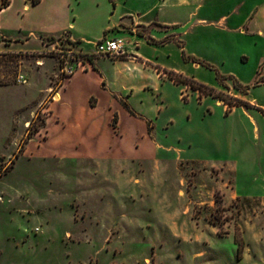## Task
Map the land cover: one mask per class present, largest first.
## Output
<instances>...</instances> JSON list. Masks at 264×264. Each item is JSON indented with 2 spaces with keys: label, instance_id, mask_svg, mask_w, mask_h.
<instances>
[{
  "label": "rangeland",
  "instance_id": "1",
  "mask_svg": "<svg viewBox=\"0 0 264 264\" xmlns=\"http://www.w3.org/2000/svg\"><path fill=\"white\" fill-rule=\"evenodd\" d=\"M80 2L84 46L64 35L17 52L2 35L21 22V0L10 24L0 16V264H264V197H242L264 196V0L129 4L178 25L159 40L172 43L145 49L150 64L183 70L252 108L226 114L218 99L163 82L160 147L141 138L140 120L122 119V149L134 161L35 158L24 150L45 126L48 99L74 66L96 59L93 38L111 12L110 0ZM157 98L140 94L133 104L154 116Z\"/></svg>",
  "mask_w": 264,
  "mask_h": 264
},
{
  "label": "crops",
  "instance_id": "2",
  "mask_svg": "<svg viewBox=\"0 0 264 264\" xmlns=\"http://www.w3.org/2000/svg\"><path fill=\"white\" fill-rule=\"evenodd\" d=\"M131 2L132 0H110L108 3L111 12L106 24L93 38L95 42L104 36L111 38L119 37L118 35L124 36L125 39L131 40L127 49L128 58L110 60L109 66L103 64L107 59L96 58L86 65L74 66L68 75L63 76L62 83L56 92L59 99L56 100L53 96H50L53 99H48L45 126L33 139L29 140L24 154L35 158L80 161L120 162L130 159L134 161L136 159L124 154L122 149L127 141L124 139L121 128L122 119L140 120L143 124L141 138L157 148L161 145L157 144L154 138V121L157 120L158 114L168 108L162 95V83L182 85L184 91L192 94L197 100H201L198 97L200 94L198 90H193L186 84L175 83L166 74L160 73L152 66L155 64H146V62L154 61L146 54L145 49L157 51L158 46L172 43L173 41L161 44L159 40L163 39L167 33L165 29L174 27L173 30L176 31L178 25L158 17L147 18L151 14V9L141 11L138 8H132L129 5ZM80 4V0H39L36 4L33 0H21L20 8L16 11L21 16V22L9 30L5 26L8 33L6 34L5 31V35H2L5 39V47L16 45L17 52H31L32 48L29 46L32 40L37 41L39 47H42L44 38L59 39L64 35L71 43L81 41L79 45L84 46V41L75 24L78 18L74 16L75 7H79ZM16 5L17 0H10L9 4L0 10L1 17L5 14V23L10 24L9 21L13 18L8 14ZM114 29L120 31L117 32ZM148 39L156 41V44L148 42ZM8 41L11 43L10 46L6 44ZM194 67L198 68L200 65L194 64ZM60 70L65 71L64 68ZM166 70L196 81L194 76L183 70ZM140 94L142 97L146 94L148 97L152 96V99L157 100L159 97L161 100L155 109L154 116H145L143 111L140 112L133 104V100ZM183 94L184 92H182L181 101L185 102ZM204 97L206 100L210 96ZM215 103L220 104L226 112L227 105L223 101L217 100ZM140 104H144L143 101ZM238 108L245 110L243 106H235L228 113ZM171 120L170 118L169 122H166L167 126L173 123ZM134 144L139 147L137 142ZM236 196H239L238 193ZM242 197L262 198L264 196Z\"/></svg>",
  "mask_w": 264,
  "mask_h": 264
},
{
  "label": "trees",
  "instance_id": "3",
  "mask_svg": "<svg viewBox=\"0 0 264 264\" xmlns=\"http://www.w3.org/2000/svg\"><path fill=\"white\" fill-rule=\"evenodd\" d=\"M39 0H33V3L36 4ZM9 4V2H4L1 4L2 7H0V10L5 8L7 5ZM152 40L148 39V42H151ZM156 44V43H154ZM182 49V56L183 58H185L184 55V51H183V46H180ZM186 59V58H185ZM147 65H151L150 63L146 62ZM153 67H155L160 73L162 74H166L171 80H173L175 83H182V84H186L189 87H191L193 90H198L200 92L201 95H207V96H211L215 99H218L220 101H223L226 105H227V110H226V114L235 106H244L245 108H252L253 106L241 99L235 98V97H231V96H227L222 92H218L213 88H210L208 86H205L203 84H199L198 82L187 78L181 74H177L173 71H168L166 69H163L159 66H155L152 65ZM236 84V83H235ZM237 87H239L236 84ZM260 110L263 114H264V110L263 109H258ZM39 129H37L36 131H38ZM239 253H242L241 250H239Z\"/></svg>",
  "mask_w": 264,
  "mask_h": 264
},
{
  "label": "built area",
  "instance_id": "4",
  "mask_svg": "<svg viewBox=\"0 0 264 264\" xmlns=\"http://www.w3.org/2000/svg\"><path fill=\"white\" fill-rule=\"evenodd\" d=\"M2 3L9 2L10 0H1ZM124 38L119 37H107L104 36L103 38L99 39L97 42L94 43V51L93 56L96 58H107V59H119L122 57H125V55L128 53L126 49V45L124 44ZM42 63V61H41ZM89 61H86V64H88ZM83 63H80L79 65L83 66L86 65ZM64 70H67V67L64 68ZM18 83L25 84L26 80L23 76L18 77Z\"/></svg>",
  "mask_w": 264,
  "mask_h": 264
},
{
  "label": "bare ground",
  "instance_id": "5",
  "mask_svg": "<svg viewBox=\"0 0 264 264\" xmlns=\"http://www.w3.org/2000/svg\"><path fill=\"white\" fill-rule=\"evenodd\" d=\"M59 99V97L58 96H56V100H58Z\"/></svg>",
  "mask_w": 264,
  "mask_h": 264
}]
</instances>
